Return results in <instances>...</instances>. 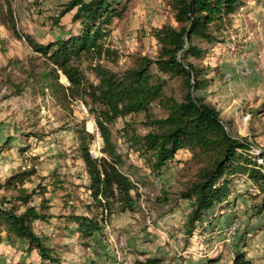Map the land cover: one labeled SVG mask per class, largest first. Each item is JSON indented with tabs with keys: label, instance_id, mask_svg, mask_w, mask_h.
<instances>
[{
	"label": "rangeland",
	"instance_id": "rangeland-1",
	"mask_svg": "<svg viewBox=\"0 0 264 264\" xmlns=\"http://www.w3.org/2000/svg\"><path fill=\"white\" fill-rule=\"evenodd\" d=\"M69 1L12 0L19 34L46 42L64 36L66 30L76 33L80 26L71 21L74 9L60 18L61 25L53 23ZM122 4V17L113 18L103 39L109 52L92 59L83 55L80 60L91 81H97L91 69L97 62L121 73L136 56L155 58L159 46L153 28L176 25L169 0H122ZM221 38L220 43H198L205 52L201 58L191 59L205 67L209 78L198 92L219 110L229 133L247 138L253 150L264 152L263 2L246 0ZM42 62L43 57L32 51L24 36L17 37L7 25H0V203L10 206L16 195L15 190L5 188L6 178L18 168L35 166L36 174L24 187L29 192L41 184L46 192L33 195L30 204L39 206L46 198L49 211L56 215L65 210L67 200L70 209L84 213V205L90 201L85 189L88 176L77 151L75 124L84 120L86 129L94 134L89 145L93 156L102 155L103 142L80 99L62 107L33 77L26 79L33 65L34 72L42 71ZM151 70L167 80L165 94L180 100V79L159 73L154 64ZM58 73L59 81L68 85ZM19 84L22 90L16 92ZM150 112L153 117L165 114L157 100ZM145 120L143 112L131 113L110 125L118 151L134 167L139 193L135 209L114 212L90 239L73 232L74 223L64 233L59 230L63 221L53 219L54 224L42 226L41 231L52 236L48 242L58 251L60 262L47 264H136L135 260L146 256H159L171 264H205L209 258L215 260L211 264H232L237 250H243L252 264H264V208L257 211L264 206V191L244 173H237L230 177L227 201L190 226V200L182 198L181 192L195 179L197 165L191 153L181 149L159 174L153 173L129 138L131 131L143 135L149 130ZM56 178L60 186L54 188ZM23 208L19 206V210ZM36 230H40L38 226ZM0 244V264H41L35 251L28 253L24 246L6 241Z\"/></svg>",
	"mask_w": 264,
	"mask_h": 264
},
{
	"label": "trees",
	"instance_id": "trees-1",
	"mask_svg": "<svg viewBox=\"0 0 264 264\" xmlns=\"http://www.w3.org/2000/svg\"><path fill=\"white\" fill-rule=\"evenodd\" d=\"M245 1L169 0L176 25L163 24L153 28L152 35L159 46L156 57L136 56L132 65L121 73L97 62L91 66L97 79L94 82L85 75L80 60L83 55L92 59L109 52L103 39L109 33L113 18H120L124 13L122 0H70L53 18V23L61 25L60 18L74 9L71 21L79 24V30L76 33L66 30L64 36L46 42L36 40L30 34H19L12 0H0V25H7L17 37L24 36L32 51L43 57L42 71L34 72L33 65L26 79L33 77L34 82L40 88L48 89L62 107L80 99L93 116L103 142L102 155L93 156L89 145L94 134L86 129L84 120L75 124L77 151L88 176L85 189L90 201L84 205V213L70 209L71 202L67 200L65 210L56 215L49 211L46 198L41 199L39 206L30 204L33 195L43 196L46 192V187L41 184L29 192L24 187L25 182L36 174L35 166L18 168L10 174L5 180V188L15 190L16 195L9 202L10 206L0 203V243L22 245L28 253L35 251L41 264L59 263L58 251L48 242L52 236L41 231L42 226L54 224L53 219L58 218L64 223L59 230L65 233L70 229L69 223H74L72 231L83 239H90L102 230L103 222L106 223L114 212L133 211L139 194L134 167L126 164L118 151L110 127L117 118L131 113L145 114L149 130L143 135L130 130L129 138L134 150L145 157L153 173L159 174L178 150L187 149L191 153L197 165L196 177L181 192L182 198L190 200V226L216 205L227 201L230 177L237 173H244L264 191V152L253 150L247 138L229 133L219 110L198 92L209 81L205 67L191 61L201 58L205 52L198 43L222 41V31L230 26L232 15L245 5ZM256 1H262L264 5V0ZM153 64L159 73L180 79V100L165 94L167 80L152 73ZM58 71L65 76L68 85L59 81ZM16 86L15 91L20 92L22 86ZM156 100L165 110L161 117H153L150 112L151 104ZM128 133L126 130L125 134ZM59 182L56 178L52 186H60ZM19 206L24 208L19 210ZM263 208L261 205L257 211ZM36 226L40 230H36ZM190 230L191 227L187 229ZM214 261L209 258L205 264ZM135 263L171 264L159 256H146ZM232 264H252V261L243 250H237Z\"/></svg>",
	"mask_w": 264,
	"mask_h": 264
},
{
	"label": "crops",
	"instance_id": "crops-1",
	"mask_svg": "<svg viewBox=\"0 0 264 264\" xmlns=\"http://www.w3.org/2000/svg\"><path fill=\"white\" fill-rule=\"evenodd\" d=\"M0 246H1V244H0Z\"/></svg>",
	"mask_w": 264,
	"mask_h": 264
}]
</instances>
